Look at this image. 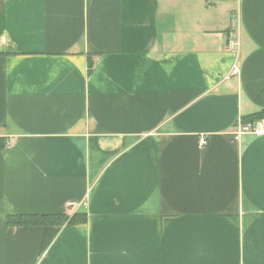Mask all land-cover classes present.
Returning <instances> with one entry per match:
<instances>
[{
    "label": "crops",
    "instance_id": "crops-1",
    "mask_svg": "<svg viewBox=\"0 0 264 264\" xmlns=\"http://www.w3.org/2000/svg\"><path fill=\"white\" fill-rule=\"evenodd\" d=\"M261 109L264 0H0V264H264Z\"/></svg>",
    "mask_w": 264,
    "mask_h": 264
},
{
    "label": "trees",
    "instance_id": "trees-1",
    "mask_svg": "<svg viewBox=\"0 0 264 264\" xmlns=\"http://www.w3.org/2000/svg\"><path fill=\"white\" fill-rule=\"evenodd\" d=\"M264 120V109L259 112L252 114L241 119V124H251L254 122H261ZM85 214L73 213L68 215H20V216H10L8 218L9 225H23V226H46V225H58L61 226L65 223L69 225L79 224L85 222Z\"/></svg>",
    "mask_w": 264,
    "mask_h": 264
},
{
    "label": "built area",
    "instance_id": "built-area-1",
    "mask_svg": "<svg viewBox=\"0 0 264 264\" xmlns=\"http://www.w3.org/2000/svg\"><path fill=\"white\" fill-rule=\"evenodd\" d=\"M226 51L231 54H236L238 49V40L235 37H229L225 44ZM236 71V66H234V72ZM250 133L256 136L264 134V125L261 122H254L246 125H239L235 135H240L242 133ZM199 146H205V140L203 138L199 141ZM67 209L71 210L75 208L74 204H67Z\"/></svg>",
    "mask_w": 264,
    "mask_h": 264
},
{
    "label": "rangeland",
    "instance_id": "rangeland-1",
    "mask_svg": "<svg viewBox=\"0 0 264 264\" xmlns=\"http://www.w3.org/2000/svg\"><path fill=\"white\" fill-rule=\"evenodd\" d=\"M261 123L263 124L264 122L263 121H261ZM264 125V124H263Z\"/></svg>",
    "mask_w": 264,
    "mask_h": 264
}]
</instances>
